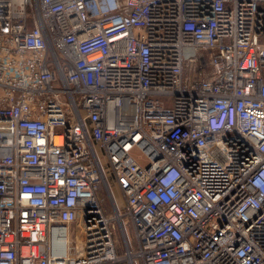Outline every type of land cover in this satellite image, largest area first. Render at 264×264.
I'll list each match as a JSON object with an SVG mask.
<instances>
[{"label": "built area", "instance_id": "1", "mask_svg": "<svg viewBox=\"0 0 264 264\" xmlns=\"http://www.w3.org/2000/svg\"><path fill=\"white\" fill-rule=\"evenodd\" d=\"M138 263L264 264V0H0V264Z\"/></svg>", "mask_w": 264, "mask_h": 264}, {"label": "rangeland", "instance_id": "2", "mask_svg": "<svg viewBox=\"0 0 264 264\" xmlns=\"http://www.w3.org/2000/svg\"><path fill=\"white\" fill-rule=\"evenodd\" d=\"M61 129L58 128L57 132H60ZM131 156L133 157V159L141 166V167H146L149 165L150 160L147 157V155L138 147L134 148L131 151ZM103 197V202L105 203L106 208L109 207V203L107 201V196L105 194H102ZM120 204H121V200H120ZM108 209V208H107ZM109 210V209H108ZM110 213V210H109ZM141 264V263H138Z\"/></svg>", "mask_w": 264, "mask_h": 264}]
</instances>
